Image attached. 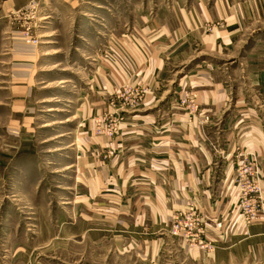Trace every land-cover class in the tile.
Returning <instances> with one entry per match:
<instances>
[{"label":"rangeland","instance_id":"rangeland-1","mask_svg":"<svg viewBox=\"0 0 264 264\" xmlns=\"http://www.w3.org/2000/svg\"><path fill=\"white\" fill-rule=\"evenodd\" d=\"M182 119L215 143L242 122L264 133V0H0V264H264V236L214 254L264 227L242 154L214 236L186 203L155 263L132 230L114 238L117 163Z\"/></svg>","mask_w":264,"mask_h":264},{"label":"crops","instance_id":"crops-1","mask_svg":"<svg viewBox=\"0 0 264 264\" xmlns=\"http://www.w3.org/2000/svg\"><path fill=\"white\" fill-rule=\"evenodd\" d=\"M236 129L239 135L222 137L216 142L222 145V151L211 137L200 134L195 121L185 119L172 124L163 137H135L136 145L131 148L134 157L131 164H127L129 168L126 169L125 164L130 161L120 159L117 163V190L122 193L116 203L121 214L117 227L124 230L118 228L114 238L132 230L138 235L134 238L143 241L135 246L138 248L135 252L141 247V257L155 263V256L160 253L158 247L170 239L164 226L172 213L186 203H193L208 224L209 235L214 236L219 224L228 217L231 220L236 206L232 170L235 155L257 159L264 175L263 131L254 121L242 122ZM121 167L124 169L122 176ZM130 188L131 201L125 198ZM128 207H132V211L127 210ZM263 236L264 227L259 231L252 227L245 237L216 246L214 254L225 255L227 252L222 251H230L241 241L247 243ZM252 248V244L247 245L248 250ZM117 253L120 254L119 248Z\"/></svg>","mask_w":264,"mask_h":264}]
</instances>
